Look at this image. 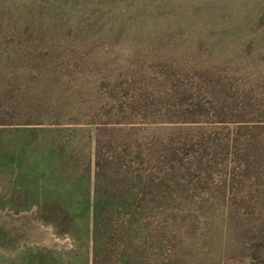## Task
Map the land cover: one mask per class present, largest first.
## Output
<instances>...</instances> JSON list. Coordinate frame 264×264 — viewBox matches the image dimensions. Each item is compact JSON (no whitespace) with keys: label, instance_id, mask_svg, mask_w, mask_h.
<instances>
[{"label":"rangeland","instance_id":"1","mask_svg":"<svg viewBox=\"0 0 264 264\" xmlns=\"http://www.w3.org/2000/svg\"><path fill=\"white\" fill-rule=\"evenodd\" d=\"M0 17L23 29L0 35V264H91L76 203L95 185L143 200L130 264H264V0H0ZM143 87L181 113L106 128L98 173L94 122L35 113Z\"/></svg>","mask_w":264,"mask_h":264},{"label":"trees","instance_id":"2","mask_svg":"<svg viewBox=\"0 0 264 264\" xmlns=\"http://www.w3.org/2000/svg\"><path fill=\"white\" fill-rule=\"evenodd\" d=\"M131 15L130 18H134ZM4 24V18L0 17V35L11 34L19 36L23 34V29L16 23H11L9 17ZM10 26L11 28L8 30ZM23 82H26L23 79ZM149 88L143 87L140 89H131L130 101L126 105L118 102L115 99H110L108 102L101 101L86 104L66 105L59 101L37 102V110L35 113L42 115L43 122H51L57 124L64 122L65 119L77 117H85L89 122H94L95 125V147H96V170L101 168L100 165V148L102 147V138L107 131L106 128H121L125 125H135L138 120L161 121L168 120L181 113V107L176 104H164L160 101H149L145 99ZM116 101V102H115ZM233 104V103H232ZM33 104H24L22 110L24 112L30 109ZM197 108V107H196ZM220 108V107H219ZM189 112L186 109L185 113ZM32 120V119H31ZM24 119L21 124H38L37 121ZM36 120V119H34ZM134 127V126H133ZM122 140V139H121ZM122 142H126L122 140ZM108 164V163H107ZM111 164V163H110ZM97 184L101 181H98ZM103 184H108V179L104 178ZM98 185L94 186L92 200L89 199L79 201L76 205L86 215L80 217V222L85 220L86 230L90 233L91 239V264H130L135 259V253L131 250L135 243V235L132 233L133 225H135L136 217L142 210V199L139 201L131 200L130 198L115 197L112 200H106L104 197H98ZM124 187H119L116 192H125ZM48 203L43 205L44 209ZM51 206L57 208L56 212H52L53 220L51 222H59L60 220L67 221L70 215V206L64 202H51ZM66 217V218H65Z\"/></svg>","mask_w":264,"mask_h":264}]
</instances>
